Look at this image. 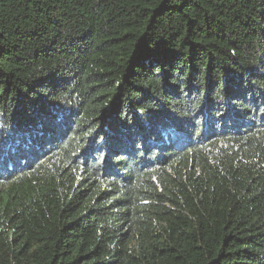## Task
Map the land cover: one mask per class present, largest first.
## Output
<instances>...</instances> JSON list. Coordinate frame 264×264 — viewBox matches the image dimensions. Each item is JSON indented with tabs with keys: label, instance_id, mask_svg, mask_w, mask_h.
<instances>
[{
	"label": "trees",
	"instance_id": "16d2710c",
	"mask_svg": "<svg viewBox=\"0 0 264 264\" xmlns=\"http://www.w3.org/2000/svg\"><path fill=\"white\" fill-rule=\"evenodd\" d=\"M0 264H264V0H0Z\"/></svg>",
	"mask_w": 264,
	"mask_h": 264
},
{
	"label": "water",
	"instance_id": "95a60500",
	"mask_svg": "<svg viewBox=\"0 0 264 264\" xmlns=\"http://www.w3.org/2000/svg\"><path fill=\"white\" fill-rule=\"evenodd\" d=\"M106 118L110 119L114 114V107L109 105L107 109H105Z\"/></svg>",
	"mask_w": 264,
	"mask_h": 264
}]
</instances>
